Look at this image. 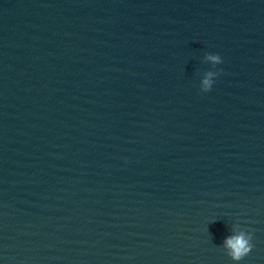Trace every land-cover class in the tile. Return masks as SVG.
Instances as JSON below:
<instances>
[{
    "label": "water",
    "instance_id": "95a60500",
    "mask_svg": "<svg viewBox=\"0 0 264 264\" xmlns=\"http://www.w3.org/2000/svg\"><path fill=\"white\" fill-rule=\"evenodd\" d=\"M240 231L264 264V0H0V264H234Z\"/></svg>",
    "mask_w": 264,
    "mask_h": 264
},
{
    "label": "clouds",
    "instance_id": "9594fccd",
    "mask_svg": "<svg viewBox=\"0 0 264 264\" xmlns=\"http://www.w3.org/2000/svg\"><path fill=\"white\" fill-rule=\"evenodd\" d=\"M206 61L212 64L221 62L218 55H207ZM213 73L209 72L201 82V90L208 92L211 90ZM224 247L229 257L235 262H239L251 249L250 236L243 231L236 232L233 235L226 237Z\"/></svg>",
    "mask_w": 264,
    "mask_h": 264
}]
</instances>
